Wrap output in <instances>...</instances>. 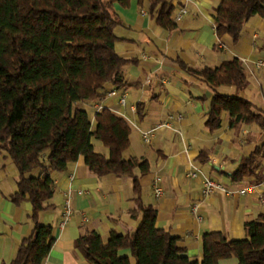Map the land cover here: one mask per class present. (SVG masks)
Here are the masks:
<instances>
[{
	"label": "trees",
	"instance_id": "16d2710c",
	"mask_svg": "<svg viewBox=\"0 0 264 264\" xmlns=\"http://www.w3.org/2000/svg\"><path fill=\"white\" fill-rule=\"evenodd\" d=\"M115 2L125 7L130 0H0V156H9L18 171L11 200L32 205L27 215L31 233L19 242L8 264L44 263L54 240L51 225L41 220L54 194L51 172L65 170L80 157L97 176H130L136 207L129 213L133 218L141 214L129 233L112 230L105 240L93 231L80 234L75 245L88 262L219 264L220 259L236 257V264H264V215L244 222L242 238L221 231L204 233L201 261L186 254L179 236L156 226L157 208L143 201L140 179L150 164L146 157L124 155L130 146L128 121L107 106L90 114L78 105L98 103L103 90L126 86L124 67L135 62L115 49L114 28L121 23ZM173 9L171 0H150V12L166 30L176 27ZM256 14L264 19V0H220L215 33L237 42ZM178 63L213 90L205 119L208 131L220 126L223 112L228 113L229 127L256 123L264 129V110L240 94L247 76L238 57L215 66ZM222 86H232L235 92H222ZM143 110V102L138 103V116ZM92 137L102 142L107 155L94 149ZM205 154L200 151V162L207 161ZM263 159L264 143L241 159L234 181L261 182ZM122 248L129 249V255H120Z\"/></svg>",
	"mask_w": 264,
	"mask_h": 264
},
{
	"label": "crops",
	"instance_id": "0c3cea01",
	"mask_svg": "<svg viewBox=\"0 0 264 264\" xmlns=\"http://www.w3.org/2000/svg\"><path fill=\"white\" fill-rule=\"evenodd\" d=\"M186 8L176 27L166 30L150 12V0H130L128 6L115 2L121 23L114 28L115 49L135 62L124 67L126 103L118 106L125 116L134 118L131 126L129 155L146 157L149 172L141 177L142 198L157 208L156 226L179 236L186 254L202 260L201 237L210 231H221L230 238L245 236L244 222L264 215V179L234 181L232 174L241 159L257 145L264 143V129L256 123L228 126V113L223 112L221 124L212 132L205 126L206 112L213 93L206 83L187 73L178 60L192 65H219L223 60L238 57L247 76V84L240 91L254 105L264 110V68L255 66L264 59V19L251 16L245 23L242 36L233 42L227 34L220 38L215 33L214 16L220 0H179ZM173 13V12H172ZM109 87V86H108ZM222 92L234 93L232 86H222ZM104 102L114 107L118 98H103L91 104L81 102L92 112ZM143 102L141 116L133 114L131 106ZM182 113L170 127L159 128L150 142L141 139L139 128L148 129L164 120L169 113ZM91 142L102 147L94 137ZM104 146V145H103ZM206 151L205 162H200V151ZM107 155L105 150L98 151ZM193 166L203 174L225 183L230 192H201V177H189ZM264 172V159L262 160ZM139 173L138 168L134 170ZM37 173V170L32 172ZM54 194L47 201L51 207L41 213L44 224L52 227L53 243L43 264H92L77 249L80 234L93 231L105 240L114 230L129 233L139 218L130 216L136 207L132 178L127 175L92 173L82 157L69 162L63 171H53ZM158 178V180H156ZM18 171L9 156H0V264H8L19 242L31 233L28 212L31 203H15L11 194L17 188ZM158 183L162 194L155 195ZM249 186H253L251 189ZM246 188L244 193L239 189ZM70 191L73 208L68 222L60 225L64 200ZM197 204L196 213L192 205ZM200 216V219L197 218ZM129 255V249L119 250ZM132 262L134 258L130 256ZM228 257L219 264H236Z\"/></svg>",
	"mask_w": 264,
	"mask_h": 264
},
{
	"label": "built area",
	"instance_id": "2783aa9c",
	"mask_svg": "<svg viewBox=\"0 0 264 264\" xmlns=\"http://www.w3.org/2000/svg\"><path fill=\"white\" fill-rule=\"evenodd\" d=\"M171 1L174 5V9H173V13L171 14V17L174 20L179 19L184 13H186L187 10L184 6L179 5L178 3L179 0H171ZM255 66L258 68H264V59H259L258 61H256ZM103 94H104L103 98H109L112 96H116L118 98V103H117L118 105L114 107H109V106L107 107H109L112 111L122 115L128 121L130 126L137 127L136 120L134 118H131L129 116H125L124 114H122L118 107L126 103V92L125 91L121 90V88L113 86V87L103 90ZM104 106H106L105 103L101 102L97 104L96 107L97 109H100ZM131 111L134 114L136 112V107L131 106ZM180 118H182V113L180 112L169 113L164 120L159 121L155 126L150 127L148 129L139 128L141 139L144 142H150L159 128L170 127L171 122L174 119H180ZM188 176L192 178H195L198 176L201 177V192L203 195H209L218 190L225 191V192L231 191L230 188H228V186L225 183L215 178H212L206 174H203L202 171L196 166L192 167V169L188 172ZM156 180H158V178H156ZM252 187L253 186H249L250 189ZM154 191H155L156 196H160L162 194V187L158 183H156L154 187ZM238 191L244 193L246 191V188L239 189ZM262 201H264V198H262ZM196 211H197V204L195 203L192 205V212L196 213ZM72 212H73V208H72L71 200H70V191H67V195L64 200V209H63L60 225H64L68 222L70 216L72 215ZM197 218L200 219V216H197Z\"/></svg>",
	"mask_w": 264,
	"mask_h": 264
},
{
	"label": "rangeland",
	"instance_id": "374dc122",
	"mask_svg": "<svg viewBox=\"0 0 264 264\" xmlns=\"http://www.w3.org/2000/svg\"><path fill=\"white\" fill-rule=\"evenodd\" d=\"M78 105H79L80 107H85V108H87L88 111L90 112V114H92V111L90 110L89 107L82 105L81 102L78 103ZM96 149H97L96 151H103V150H105V153H106V154L108 153L107 148H106L105 146H103V145H102V147H96ZM128 152H129V150L127 149V150L125 151L124 155L127 156ZM233 258H236V257H233Z\"/></svg>",
	"mask_w": 264,
	"mask_h": 264
}]
</instances>
